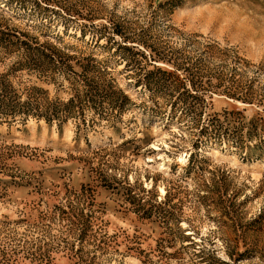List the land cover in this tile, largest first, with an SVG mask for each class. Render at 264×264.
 Returning a JSON list of instances; mask_svg holds the SVG:
<instances>
[{
	"label": "rangeland",
	"instance_id": "374dc122",
	"mask_svg": "<svg viewBox=\"0 0 264 264\" xmlns=\"http://www.w3.org/2000/svg\"><path fill=\"white\" fill-rule=\"evenodd\" d=\"M27 46L70 67L32 69ZM176 53L251 93L208 95L204 118L228 132L195 152L137 83L170 70L149 55ZM87 59L128 102L60 126L0 118V264H264V0H0V76L19 93L66 103Z\"/></svg>",
	"mask_w": 264,
	"mask_h": 264
},
{
	"label": "trees",
	"instance_id": "16d2710c",
	"mask_svg": "<svg viewBox=\"0 0 264 264\" xmlns=\"http://www.w3.org/2000/svg\"><path fill=\"white\" fill-rule=\"evenodd\" d=\"M125 43V42H123ZM26 45V44H25ZM30 68L46 72L49 68L59 69L61 72L69 68L68 61L72 57L56 51L51 47L27 46ZM47 50V51H46ZM143 54V53H142ZM144 56V54H143ZM150 61L161 62L170 70L154 68L145 72L144 76L137 82L151 91L162 92L166 99V106L169 113L168 119H176L179 123H185L187 129L195 131L191 148L195 151L201 149L206 142L221 143L227 136L228 129L215 118H204L206 98H210L216 92L241 101L245 104H252L249 89H244L238 85L230 84L223 91H219L224 86L223 79L218 77L217 82L212 83V77H205L204 58L200 55L194 59L189 58L185 53L175 55H149ZM155 58V59H153ZM87 59L85 65H81V71L77 78L80 88L73 85V95L66 103L50 102L45 94L36 88L25 89L24 93H19L6 81V76H0V118L19 119L35 117L43 120L47 124L56 122L59 126L68 118L79 117L85 105L97 103L119 109L128 98L120 91H113L111 82H105L101 71H96ZM213 76V75H210ZM25 94V95H23ZM238 128L234 127L237 133ZM233 131V132H234ZM233 133L234 136L238 134ZM238 144V143H236ZM203 148V147H202ZM193 153L190 159H193ZM133 198V197H132ZM136 211L149 215L150 210L145 208L147 201L133 198Z\"/></svg>",
	"mask_w": 264,
	"mask_h": 264
}]
</instances>
